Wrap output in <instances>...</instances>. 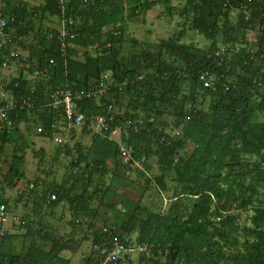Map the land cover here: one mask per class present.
Wrapping results in <instances>:
<instances>
[{
    "label": "trees",
    "instance_id": "16d2710c",
    "mask_svg": "<svg viewBox=\"0 0 264 264\" xmlns=\"http://www.w3.org/2000/svg\"><path fill=\"white\" fill-rule=\"evenodd\" d=\"M66 1L43 0L30 9L26 3L13 6L0 1V19L5 20V32L12 37V43L0 49V61L16 45L22 44L20 48L27 54L25 59L15 58L25 65L19 67L18 76L2 84L13 110L8 112L11 125H0V155L7 145L19 151H12L11 167L8 162L9 169L2 175L4 186L13 188L24 179L25 151L17 139L21 134L18 124H36L40 129L37 134L46 138L66 124L60 110L44 107L50 89L87 91L109 72L106 94L78 101L79 112L86 119L80 135L91 133L90 121L104 115L108 105L120 110L122 99H126V110L121 114L114 111L111 129L93 133L88 144L65 145L64 155L71 157L69 173L60 183L42 190L38 198L50 210L65 207L72 225L87 222L93 230L91 249L82 264H100L115 241L130 245L132 233H136L133 244L144 246L145 252L136 262L128 259L118 264H264V0H179L183 2L178 12L184 18L181 30L157 44L128 39L127 23L138 20L156 4L172 15L177 9L171 0ZM243 7L250 10L247 21ZM233 11L238 13L234 24L229 21ZM51 17H58L69 35L63 53L54 44L56 30H46L43 25ZM255 27H259L258 35L254 42L248 41L247 31ZM187 30L204 38L208 46L184 43ZM127 40L131 45L125 50ZM90 47L98 50L88 53ZM79 50H83L81 59L77 58ZM200 73L212 78L211 86L203 87ZM125 80L127 85L118 90ZM25 97H31L33 109H16L18 100ZM163 117L171 118L173 128L178 129L174 137L165 133L166 124L160 122ZM135 118L143 122L136 132L124 125ZM115 129L121 130L119 141L131 147L133 160L144 158L142 171L120 160L118 144L110 138ZM13 141L19 144L14 146ZM151 159L157 166L153 177L147 174ZM131 171L136 172L142 193L151 187L167 192L166 182H172L164 213L140 204L125 212L106 199L115 188L111 184L127 179L125 174ZM32 192L29 189V194ZM1 197L0 204L6 203ZM3 205L7 210V204ZM247 210L251 211L248 225L241 227L240 213ZM95 221L103 228L94 229ZM18 228L25 233L6 234L5 230L0 237V264H70L62 253L74 251L87 240V236L76 240L46 228L33 231L25 220ZM93 245L100 249L94 251Z\"/></svg>",
    "mask_w": 264,
    "mask_h": 264
},
{
    "label": "rangeland",
    "instance_id": "374dc122",
    "mask_svg": "<svg viewBox=\"0 0 264 264\" xmlns=\"http://www.w3.org/2000/svg\"><path fill=\"white\" fill-rule=\"evenodd\" d=\"M0 1H5V0H0ZM6 1H8L13 6L19 5V3L21 2L26 3L29 9L30 6L31 8H33L43 2V0H39V1L38 0L37 1L36 0H6ZM182 4H183L182 1L171 0V5L175 7V9H177L172 15L165 13L163 11L161 4H156L149 11L144 13V15L140 16L138 20L127 23V32H126L127 38L134 39L141 43L157 44L160 39H166L172 34L174 35L177 34L181 30V24L184 22V18H180L178 14ZM237 14L238 13L236 11L230 13L229 16L230 23L232 24L236 23ZM55 20H56L55 17H51L47 19V21H45L43 25L47 28L57 30L62 26V22L60 21L57 22L58 19L56 21ZM258 28L259 27H255V30L247 31L246 39L248 41L251 42L255 41L256 36L258 35ZM28 40H30V37ZM183 42L193 43L198 48H206L208 46V42H206L204 38H202L196 32L191 30L186 31L185 37L183 38ZM130 45H131L130 41L127 40L126 43L124 44V49L128 50L130 48ZM220 47L221 49L224 48L222 44H220ZM14 50L16 51L18 56H22V58L26 57V51H23L22 48L17 47V45L15 46ZM87 51L88 53L93 54L94 48L90 47L87 49ZM82 52L83 50L78 51L79 53L77 55L78 59H81ZM125 52L126 51H124V53ZM21 53L23 55H21ZM14 62L13 61L10 62L9 66H7V68L5 69L0 68L1 92H3V90H1L2 84L4 82H7L14 76L16 77V75L18 74L19 67L21 66V64L18 59H15ZM17 69L18 71H16ZM26 76L27 78H30V76L28 75ZM108 83L106 85H108ZM182 91L183 93L187 92L186 85H183ZM1 92H0V99L4 98L3 100L6 103H9L10 100L9 97H7L8 95L5 92L4 93ZM121 102L122 103H120L121 106L120 110H118V107L113 108L115 112L119 111L118 113L120 114L124 110H126V99H122ZM206 105L207 102L204 103L203 106L206 107ZM160 122L166 124V126L164 127V131L170 137H174L175 135H177L178 129L173 128L171 124V118L163 117L162 119H160ZM22 124L23 123H20L18 125V129L21 132V134L20 137H18L17 139L18 142L20 143V146H22V148L25 151V157L23 163L24 167L22 166L24 179L19 181L16 184V186L13 188H7L6 186H4L2 182V175H4L7 169V164L14 149L13 145L10 146L7 145L3 153L0 155V164H1L0 194L3 200L6 201L7 209H8L5 228H7V230L12 234L15 233L22 235L25 233V229H19L18 226L22 221L24 222L25 220L33 231H36L39 228H46L49 231H53L62 236H67L68 234H70L76 240H80L82 239V237L87 236V240L83 241L79 245V247H76L74 251H64L62 253L64 257L70 260V264H82L81 262L82 258L86 257L91 249L90 239L93 230L88 229L87 222L78 226L72 225L71 222H69L70 217L65 207H63L62 205H58L53 210H50L44 204L40 203L38 198L40 197V192L42 190L48 189L54 183L55 184L60 183L65 177V175L70 171L69 162L71 157L65 155L60 156L59 152L64 151L65 145L71 148L75 142L80 141L81 144L84 145L88 144L90 141V136L94 133V130H92L89 135L81 136L80 128L70 127L67 124H61L58 127L57 132L54 133V135L48 139L45 137L44 138L40 137L37 134V128H36L37 126L35 125L33 126V124H25V123L23 125ZM159 125L162 124L159 123ZM25 126L26 129H23L25 128ZM33 128L36 130L34 131ZM120 133L121 130L116 129L115 132L112 134V138L116 139L115 141H117L119 139ZM57 138H60L63 141L64 146L63 144L59 145L56 143ZM32 152L33 153L36 152V153L33 154ZM37 161H39L38 162L39 164L37 163ZM148 165L151 169L149 172H147V174L150 177H153L154 175L157 174V166L155 160L151 159L148 162ZM125 175L127 176V179L125 180L121 179L120 181H117L116 184L115 182H113L114 184L113 183L111 184L115 188L112 187L113 189L108 192V195L106 197L108 201H111L112 203L115 204V206L118 209L123 210L125 212H132L138 204L154 212H158V213L165 212L168 206V199L171 196L172 182L170 181L166 182V186L169 189L167 192H163L155 188L152 189L151 187L150 189H148V191L142 193V187L140 186V180L138 181L137 179L136 172L131 171L129 173H126ZM108 184H109V180H105L104 178V185H108ZM29 189L33 191L30 194H29ZM93 206L95 207V205ZM250 215H251L250 210L243 211L240 213L239 224L241 227L244 225H248L247 220ZM93 226L94 229L97 230L103 228L102 224L99 221H95L93 223ZM135 237H136V233H132L128 236V241L131 242L130 245L133 244ZM136 260H137V255L133 253L132 261L136 262Z\"/></svg>",
    "mask_w": 264,
    "mask_h": 264
},
{
    "label": "built area",
    "instance_id": "2783aa9c",
    "mask_svg": "<svg viewBox=\"0 0 264 264\" xmlns=\"http://www.w3.org/2000/svg\"><path fill=\"white\" fill-rule=\"evenodd\" d=\"M60 4L63 0H58ZM243 11L246 14L245 21L248 20L249 12L246 7H243ZM6 22L4 19H0V49L6 43H12L11 37L5 33ZM56 40L57 45L60 52H64L68 44L65 41V38L68 37V33L65 30L64 25L56 30ZM113 35H116V31L113 32ZM48 38H51V35H48ZM17 57L16 51L11 48L9 53L4 57V59L0 63V68H7L10 62L14 61ZM51 63V61H50ZM35 75V74H34ZM111 75L109 72L105 73L102 78L98 81L96 86L93 89L87 91H80L78 93H73L69 88L62 87L57 88L48 93V103L44 107L60 110L63 114L64 119L66 120V124L70 127L80 128L85 125L86 119L79 112L78 101L83 98H100L103 94H106L107 83L110 81ZM198 80L202 83L203 87H209L212 85V78L209 77L206 73H200L198 75ZM127 85V81H123L121 84L117 86L118 90L121 87ZM10 100V99H9ZM5 102V101H4ZM18 109H32V100L28 98H21L17 103ZM12 109L11 100L9 103H2V99H0V125L5 124L7 127L11 125L10 120L8 119V112ZM115 120L113 106L110 104L106 107V112L102 116H95L90 121L89 129L94 130V133H100L102 130H110L111 124H113ZM143 124L140 118L135 119H127L124 123L126 128H132L135 132L138 131ZM116 130V129H115ZM115 130H111V135L115 132ZM37 131H40L38 128ZM56 143L59 145L63 144V141L60 138L56 139ZM118 144V154L120 160L124 164H129L131 168L143 170L142 164L144 158L142 157L139 160H133L132 158V149L125 143L117 141ZM60 156H64V152L60 153ZM261 165L264 166V159L261 161ZM54 196H50V200H53ZM7 221V210L3 204H0V237L5 234V224ZM104 231V230H103ZM100 249L99 245H93V250L98 251ZM145 252V247L132 244V245H124L118 241H115L111 247V249L105 252L104 259L100 262V264H118V263H126L128 259L132 261V255L135 253L137 256L140 253Z\"/></svg>",
    "mask_w": 264,
    "mask_h": 264
},
{
    "label": "bare ground",
    "instance_id": "6f19581e",
    "mask_svg": "<svg viewBox=\"0 0 264 264\" xmlns=\"http://www.w3.org/2000/svg\"><path fill=\"white\" fill-rule=\"evenodd\" d=\"M36 1H37V0H36ZM38 1H39V0H38ZM51 1H52V0H51ZM54 1H55V0H54ZM14 2H15V1H14ZM19 2H21V1H19ZM45 2H46V1H45ZM65 2L67 3L66 0H65ZM65 2H64V3H65ZM4 3H5V2H4ZM21 3H22V2H21ZM49 3H50V1H49ZM49 3H48V4H49ZM5 4H7V3H5ZM19 4H20V3H19ZM38 4H39V2H38ZM58 4H59V3H58ZM14 5H15V4H14ZM22 5H23V3H22ZM56 5H57V4H56ZM59 5H60V4H59ZM63 5H64V4H63ZM49 6H51V5H49ZM49 6H48V7H49ZM65 6H66V5H65ZM23 7H24V6H23ZM54 7H55V5H54ZM4 8H5V10H6V6H5ZM7 8H9V7L7 6ZM28 8H29V7H28ZM30 8H31V6H30ZM46 8H47V7H46ZM55 8H57V7H55ZM62 8H63V7H62ZM65 8H66V7H65ZM66 9H67V8H66ZM7 10H8V9H7ZM54 10H56V9H54ZM0 11H1V10H0ZM59 11H60V10H59ZM26 12H27V11H26ZM28 12H29V11H28ZM43 12H44V11H43ZM53 12H54V11H53ZM53 12H51V13H53ZM64 12L67 13V11H65V10H64ZM46 13H48V12H46ZM56 13H57V11H56ZM65 13H64V15H66ZM31 14H32V13H31ZM33 14H34V12H33ZM37 14H38V13H37ZM42 14H43V13H42ZM58 14H59V16H60V13H58ZM58 14H57V16H58ZM48 15H52V14H48ZM54 15H55V14H54ZM68 15H69V14H68ZM27 16H28V15H27ZM35 16H36V14H35ZM55 16H56V15H55ZM59 16H58V17H59ZM31 17H32V16H31ZM58 17H57V19H58ZM34 18H35V17H34ZM43 18H44V17H43ZM28 19H29V18H28ZM44 19H45V18H44ZM57 19H56V20H57ZM68 19H69V18H68ZM71 19H72V18H71ZM24 20L26 21V19H24ZM24 20H22V21H24ZM32 20H33V19H32ZM32 20H31V21H32ZM56 20H55V21H56ZM58 20H59V19H58ZM58 20H57V22H58ZM31 21H30V22H31ZM33 21H34V20H33ZM40 21H41V20H40ZM40 21H39V22H40ZM45 21H47V20H45ZM61 21H62V20H61ZM64 21H65V20H64ZM17 22H19V21H17ZM35 22H36V21H35ZM39 22H38V23H39ZM43 22H44V21H43ZM49 22H50V21H49ZM65 22H66V21H65ZM25 23H27V22H25ZM62 23H63V22H62ZM31 24H32V23H31ZM31 24L28 23V25H31ZM34 24H35V23H34ZM53 24H54V23H53ZM21 25H22V24H21ZM19 26H20V24H19ZM32 26H33V25H31V27H29V26H28V27L32 29V28H33ZM40 26H41V25H40ZM49 26H50V25H49ZM7 27H8V25H7ZM17 27H18V25H17ZM24 27H25V26H24ZM37 27L39 28V26H37ZM56 27H57V26H56ZM64 27H65V26H64ZM42 28H44V27H42ZM65 28H66V27H65ZM36 29H37V28H36ZM39 29H41V28H39ZM39 29H38V30H39ZM44 29H45V28H44ZM47 29H49V28H46V30H47ZM8 30H9V29H8ZM17 30H18V29H17ZM20 30H21V29H20ZM50 30H51V29H50ZM54 30H55V29H54ZM54 30H53V31H54ZM5 31H6V30H5ZM11 31H12V29H11ZM23 31L25 32V30H23ZM66 31H67V30H66ZM102 31H103V30H102ZM7 32H8V31H7ZM13 32H14V31H13ZM26 32H27V31H26ZM56 32H57V31H56ZM5 33H6V32H5ZM8 33H9V32H8ZM15 34H17V33H15ZM28 34H29V33H28ZM32 34H34V33H32ZM8 35H9V34H8ZM17 35H18V34H17ZM12 36H13V34H12ZM29 36H30V35H29ZM32 36H33V35H32ZM55 36H56V33H55ZM10 37H11V36H10ZM14 37H15V36H14ZM23 37H24V36H23ZM25 37H26V35H25ZM33 37H34V36H33ZM44 37H46V35H45ZM11 38H12V37H11ZM15 38H17V36H16ZM15 38H14V40H15ZM21 38H22V37H21ZM53 38H54V37H53ZM53 38L51 37L50 39H53ZM26 39H27V38H26ZM28 39H29V38H28ZM103 39H105V38H103ZM18 40H19V39H18ZM46 40H47V39H46ZM43 41H44V39H43ZM28 42H29V41H28ZM33 42H34V41H33ZM44 42H45V41H44ZM47 42H48V41H47ZM47 42H46V43H47ZM56 42H57V41H56ZM103 42H104V41H103ZM103 42H102V44H103ZM14 43H15V42H14ZM21 43H22V41H21ZM24 43H25V42H24ZM51 43H52V42H51ZM26 44H27V43H26ZM43 44H45V43H43ZM54 44H56L55 46H57V43H54ZM102 44H101V45H102ZM5 45H6V44H5ZM5 45H3V47H5ZM11 45H12V44H11ZM11 45H10V46H11ZM20 45L22 46V44H20ZM27 45H28V44H27ZM12 46H13V45H12ZM12 46H11V47H12ZM21 46H20V47H21ZM49 46H50V45H49ZM73 46H74V45H73ZM92 46H94V45H92ZM18 47H19V46H18ZM24 47H25V46H24ZM52 47H53V45H52ZM67 47H68V46H67ZM100 47H101V46H100ZM7 48H8V46H7ZM13 48H14V47H13ZM80 48H82V47H80ZM91 48H92V47H91ZM5 49H6V48H5ZM16 49H17V48H16ZM50 49L52 50L53 48H50ZM58 49H59V48H58ZM100 49H101V48H100ZM103 49H105V48H103ZM22 50H23V49H22ZM55 50H57V48H56ZM90 50H91V49H90ZM97 50H98V48H96V50H95L94 52H96ZM3 51H4V50H3ZM6 51H7V50H6ZM8 51H9V50H8ZM23 51H25V49H24ZM27 51H28V49H27ZM19 52H20V51H19ZM55 52H56V51H55ZM74 52H75V51H74ZM76 52H77V51H76ZM87 52H88V51H87ZM92 52H93V51H92ZM62 53H63V52H62ZM0 54H1V53H0ZM60 54H61V53H60ZM77 54H79V53L77 52ZM77 54H76V55H77ZM6 55H7V54H5L4 56H6ZM21 55H23V54L21 53ZM26 55H27V54H26ZM0 56H2V55H0ZM17 56H18V55H17ZM18 57H19V56H18ZM20 57L22 58V56H20ZM94 57H95V55H94ZM97 57H98V55H97ZM2 58H3V57H2ZM18 59H19V58H18ZM24 59H25V58H24ZM51 59H53V58H51ZM49 60H50V58H49ZM0 62H1V61H0ZM13 62H14V61H13ZM16 62H17V61H16ZM47 62H48V61H47ZM52 62H54V61H52ZM14 63H15V62H14ZM23 63H24V62H23ZM20 64H22V63H20ZM27 64H28V63H27ZM35 64H36V63H35ZM22 65H23V64H22ZM48 65H49V64H48ZM8 66H9V65H8ZM24 66H25V65H24ZM24 66H21V67H24ZM17 67H18V65H17ZM29 67H31V66H29ZM2 69H3V68H2ZM4 69H5V68H4ZM23 69H24V68H23ZM44 69H45V68H44ZM7 70H8V69H7ZM27 70H28V71H27ZM27 70H26V71L29 72V68H27ZM33 70H34V69H33ZM16 71H18V69H17ZM19 71H20V69H19ZM5 72H6V71H5ZM30 72H31V71H30ZM30 72H29V73H30ZM44 72H45V71H44ZM46 72H47V71H46ZM18 73H19V72H18ZM22 74H23V73H22ZM26 74H27V73H26ZM27 75H29V74H27ZM33 75H34V74H33ZM45 75H46V73H45ZM47 75H48V74H47ZM101 75H102V74H101ZM16 76H18V75H16ZM19 76H20V75H19ZM65 76H66V75H65ZM14 77H15V76H14ZM37 77H38V76H37ZM48 77H50V76H48ZM101 77H102V76H101ZM6 78H7V77H6ZM8 78H9V76H8ZM50 78H51V77H50ZM0 79H1V77H0ZM34 79H35V78H34ZM5 80H6V79H5ZM32 80H33V79H32ZM35 80H36V79H35ZM0 81H1V80H0ZM27 81L29 82L30 80H27ZM27 81H26V82H27ZM36 81H37V80H36ZM41 82H42V80H41ZM63 82H64V81H63ZM9 83H10V82H9ZM52 83H53V82H52ZM34 84H35V83H34ZM57 84H58V83H57ZM62 84H63V83H62ZM7 85H8V84H7ZM28 85H29V87H30V84H28ZM35 85H37V82H36ZM42 85H43V84H42ZM63 85H64V84H63ZM3 86H4V85H2V87H3ZM52 86H53V85H52ZM61 86H62V85H61ZM69 86H70V85H69ZM6 87H7V86H5V88H6ZM31 87H32V84H31ZM34 87H35V86H34ZM52 88H53V87H52ZM3 89H4V88H3ZM3 89H1V90H3ZM26 89L28 90V88H26ZM41 89L44 90L43 88H41ZM47 89H49V86H48ZM56 89H57V87H56ZM7 90H8V89H7ZM7 90H6V91H7ZM27 90H26V91H27ZM50 90H53V89H50ZM8 91L10 92V90H8ZM26 91H25V92H26ZM45 91H46V90H45ZM0 92H1V91H0ZM1 93H4V91L1 92ZM6 93H7V92H6ZM26 93H27V92H26ZM32 93H33V92H32ZM45 94H46V93H45ZM3 95H4V94H3ZM11 95H13V94H11ZM30 95H31V94H30ZM40 95H42V94H40ZM32 96H33V95H32ZM7 97H9V95H8ZM25 98H26V97H25ZM43 98H44V97H43ZM3 99H4V98H3ZM3 99H2V101H4ZM6 99H7V98H6ZM6 99H5V100H6ZM9 99H10V98H9ZM30 99H31V97H30ZM7 100H8V99H7ZM36 100H37V99H36ZM44 100H45V98H44ZM33 101H34V100H33ZM40 101H41V99H40ZM46 101H47V99L45 100V102H46ZM80 101H81V100H80ZM7 102H8V101H7ZM11 102H12V101H11ZM18 102H19V100H18ZM18 102H17V103H18ZM4 103H5V102H4ZM33 103H34V102H33ZM46 104H47V102H46ZM13 105H14V103H13ZM15 106H16V105H15ZM33 106H34V105H33ZM16 109H18V108H16ZM16 109H15V111H16ZM32 109H33V108H32ZM48 109H49V108H48ZM12 110H13V109H12ZM24 110H28V109H24ZM34 110H36V109H34ZM31 111H32V110H31ZM36 111H37V110H36ZM39 111H40V110H39ZM9 112H11V111H9ZM17 112H18V111H17ZM17 112H16V114H17ZM20 112H24V111H20ZM26 112H27V111H26ZM28 112H29V111H28ZM12 113H13V112H12ZM10 114H11V113H10ZM29 114H30V113H29ZM22 115H23V114L21 113V116H22ZM30 115H31V114H30ZM10 116H12V114H11ZM17 116H19V115H17ZM62 116H63V114H62ZM23 117H25V115H24ZM26 117H27V116H26ZM11 118H12V117H11ZM8 119H9V116H8ZM25 119H26V118H24V121H25ZM22 120H23V119H22ZM13 121H14V120H13ZM20 121H21V120H20ZM10 122H12V121L10 120ZM27 122H28V121H27ZM30 122H31V121H30ZM34 123H35V122H34ZM23 124H24V123H23ZM23 124H22V125H23ZM27 124H28V123H27ZM62 124H63V123H62ZM12 125H13V124H12ZM18 125H19V124H18ZM34 125H36V124H34ZM34 125H33V126H34ZM5 126H6V125H5ZM15 126H16V125H15ZM33 126H32V127H33ZM57 126H58V125H57ZM0 128H1V127H0ZM34 128H35V127H34ZM34 128H33V129H34ZM4 129H5V128H4ZM8 129H9V128H8ZM14 129H15V128H14ZM23 129H26V126H25V128H23ZM61 129H62V128H61ZM35 130H36V129H34V131H35ZM21 131H22V130H21ZM29 131H30V130H29ZM34 131H33V132H34ZM58 131H59V130H58ZM11 132H12V131H11ZM16 132H17V131H16ZM27 132H28V130H27ZM53 132H54V131H53ZM37 133L39 134V132H37ZM54 133H55V132H54ZM16 134H17V133H16ZM66 134H67V133H66ZM1 135H2V134H1ZM7 135L9 136L10 134L8 133ZM7 135H6V136H7ZM12 135H15V134H12ZM17 135H18V134H17ZM17 135H16V137H17ZM34 135H35V134H34ZM53 135H54V134H53ZM6 136H4V138H5ZM35 136H36V135H35ZM40 137H41V136H40ZM56 137H57V136H56ZM10 138H11V137H10ZM38 138H39V137H38ZM43 138H44V137H43ZM45 138H46V137H45ZM47 138L49 139V136H48ZM0 139H1V138H0ZM8 139H9V137H8ZM8 139H7V141H8ZM3 140H4V139H3ZM9 140H10V139H9ZM21 140H22V138H21ZM63 140H64V139H63ZM70 140H71V139H70ZM10 141H11V140H10ZM19 141H20V140H19ZM23 141H26V140H23ZM13 142H14V141H13ZM16 142H17V140H16ZM37 142H38V141H37ZM2 143H4V141H3ZM8 143H10V142H8ZM14 143H15V142H14ZM0 144H1V143H0ZM18 144H19V143H18ZM18 144L15 143L14 146H16V145H18ZM1 146H3V145H1ZM4 146H5V145H4ZM9 146H10V145H9ZM63 146H64V144H63ZM5 147H6V146H5ZM21 147H22V146H21ZM35 147H36V145H35ZM54 147H55V146H54ZM57 147H58V146H57ZM59 147H61V146H59ZM9 148H10V147H9ZM16 148H18V147H16ZM16 148H14V149H16ZM11 149H12V148H11ZM39 149H40V148H39ZM54 149H55V148H54ZM16 150H17V149H16ZM16 150H15V151H16ZM19 150H20V149H19ZM22 150H23V149H22ZM26 150H27V148H26ZM40 150H41V149H40ZM40 150H39V151H40ZM51 150H52V149H51ZM59 150H60V149H59ZM10 151H11V150H10ZM15 151H14V152H15ZM17 151H18V150H17ZM39 151H38V152H39ZM60 151H61V150H60ZM5 152H6V151H5ZM20 152H21V151H20ZM40 152H41V151H40ZM51 152H52V151H51ZM62 152H63V151H62ZM7 153H8V152H7ZM18 153H19V151H18ZM24 153H25V152H24ZM32 153H33V152H32ZM35 153H36V152H35ZM35 153H33V154H35ZM42 153H43V152H42ZM42 153H41V154H42ZM60 153H61V152H60ZM22 154H23V153H22ZM41 154H40V155H41ZM11 155H13V154H11ZM4 156H6V155H4ZM9 156H10V155H9ZM34 156H36V155H34ZM37 156H38V155H37ZM15 157H16V156H15ZM40 157H41V156H40ZM6 158H7V157H6ZM12 158H13V156H12ZM22 158H23V157H21V159H22ZM42 158H43V157H42ZM43 159H44V158H43ZM39 160H40V159H39ZM10 161H11V160H10ZM19 161H20V160H19ZM5 162H6V161H5ZM12 162H13V161H12ZM14 162H15V161H14ZM14 162H13V163H14ZM16 162H17V161H16ZM38 162H39V161H37V163H38ZM41 162H42V161H41ZM9 163H10V167H11V162H9ZM38 164H39V163H38ZM0 165H1V164H0ZM12 165H15V164H12ZM17 165H18V162H17ZM22 165H23V164H22ZM22 165H21V166H22ZM2 166H3V165H2ZM8 166H9V165H8ZM15 166H16V165H15ZM15 166H14V168H15ZM18 166H19V165H18ZM0 167H1V166H0ZM23 167H24V166H23ZM25 168H26V167H25ZM7 169H9V168H7ZM12 169H13V168H12ZM17 169H18V168H17ZM2 170H3V169H2ZM2 170H1V171H2ZM25 170H26V169H25ZM15 171H16V173L18 174V170H15ZM26 171H27V170H26ZM5 172H6V171H5ZM24 172H25V171H24ZM0 173H1V172H0ZM21 173H22V172H21ZM6 174H7V173H6ZM19 179H20V178H19ZM3 180H5V179L3 178ZM1 198H2V197H1ZM1 200H2V199H1ZM1 200H0V201H1ZM5 202H6V201H5ZM7 202H8V201H7ZM0 203H1V202H0ZM3 204H7V203H3ZM10 209H11V208H10ZM7 210H8V209H7ZM12 222H13V221H12ZM13 223H14V222H13ZM13 223H12V224H13ZM10 225H11V224H10ZM13 226H14V225H13ZM16 229H17V228H16ZM7 232H8V231H7ZM9 233H10V232H9ZM18 233H19V232H18ZM6 234H7V233H6ZM18 235H19V234H18ZM6 236H7V235H6ZM15 238H16V237H15ZM13 243H14V241H13ZM18 245H19V244H18ZM66 259H67V258H66ZM67 260H68V259H67Z\"/></svg>",
    "mask_w": 264,
    "mask_h": 264
},
{
    "label": "crops",
    "instance_id": "0c3cea01",
    "mask_svg": "<svg viewBox=\"0 0 264 264\" xmlns=\"http://www.w3.org/2000/svg\"><path fill=\"white\" fill-rule=\"evenodd\" d=\"M57 129H58V128H57ZM110 138H112V135H111V137H110ZM112 140H114V141H115L116 139H113V138H112ZM117 141H119V139H118ZM117 141H116V142H117ZM109 202H111V201H109ZM113 204H114V203H113ZM5 230H6V233H7V234H12L11 232L9 233V231L7 230V228H5ZM7 231H8V232H7ZM14 234H15V233H14Z\"/></svg>",
    "mask_w": 264,
    "mask_h": 264
}]
</instances>
